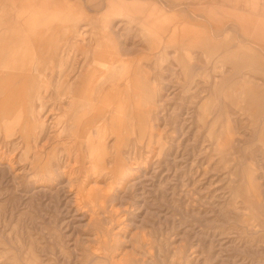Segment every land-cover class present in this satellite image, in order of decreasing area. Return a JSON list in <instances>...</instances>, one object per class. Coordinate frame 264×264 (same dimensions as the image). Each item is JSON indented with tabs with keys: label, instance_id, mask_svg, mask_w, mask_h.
Listing matches in <instances>:
<instances>
[{
	"label": "rangeland",
	"instance_id": "obj_1",
	"mask_svg": "<svg viewBox=\"0 0 264 264\" xmlns=\"http://www.w3.org/2000/svg\"><path fill=\"white\" fill-rule=\"evenodd\" d=\"M65 1L83 45L149 79L105 80L77 48L56 67L74 80L20 65L4 27L21 0H0V75L17 77L0 94V264H264V32L237 22L264 21V0ZM178 22L199 31L179 52Z\"/></svg>",
	"mask_w": 264,
	"mask_h": 264
},
{
	"label": "crops",
	"instance_id": "obj_2",
	"mask_svg": "<svg viewBox=\"0 0 264 264\" xmlns=\"http://www.w3.org/2000/svg\"><path fill=\"white\" fill-rule=\"evenodd\" d=\"M204 1H214V0H204ZM110 3L112 5L113 4L115 5L116 0H112ZM132 3L133 2L127 4V7L133 8L134 6ZM101 4L102 3L100 2L95 3L93 6L96 10H100L102 8ZM20 6H21V19H20L21 23L19 22H15L12 24L10 23L4 27L5 32L7 31V33L10 34L9 35L10 38L12 39L11 47L13 48L14 47L16 48L17 46L23 47V52H24L23 56L21 57L19 56L20 65L26 63L24 60V56L33 53V56L36 57V69L39 72L40 71L44 72L46 75L50 73L49 79L66 80V81L74 80L75 78H72L70 75V71H72V68L68 69L69 71V73H67L69 75L68 76L67 74H64L62 68L56 69V67L57 65H60L62 67L65 64V62L68 65V63L70 62L73 56V53L76 51L75 49L77 48V49H82L80 50V52L83 54L84 60L87 57V63L89 60L91 61L92 57L93 58L97 57V59L98 56L99 58L104 57L103 59H105V61L108 63L109 66V69L107 70V75L106 77H104L105 79L106 78L109 80L149 79V77L147 76H143V77L138 76L135 71H131L130 69H127V66L125 65L122 66L118 62L113 63L111 60L114 59L117 61V59L115 57L105 56V51L102 49V47L100 48L95 47L94 49L90 50L89 48H87L85 45L82 44L86 40L87 32L84 28H81L76 24H73V22L77 19L76 18L77 15L75 13L76 6L74 3H68V1L65 0L63 1L62 0H21ZM38 10L40 11L42 10L43 12H39ZM144 13L145 14L142 16L144 19H147L150 22H154L155 20H157V17L155 16L154 12L150 11V9H147V11H145ZM214 17L215 16L213 14L209 16V18L211 19V24L215 23L212 20L214 19ZM42 18L44 20H42ZM225 21L228 22V20ZM237 22L247 33L260 32V31L264 32V21L259 22L253 20L250 17L241 16V18L237 19ZM42 23H44L43 24L44 26L42 25ZM66 23H70L71 25L70 28L68 27L69 31L68 29L66 30L64 28V24ZM45 25L47 27H45ZM216 25H218V27L220 25H223L225 29L224 27L217 28ZM220 25L219 23H215L211 33H216L219 31L222 32L230 31V28L228 27V23L225 25L224 24H220ZM171 29H172V33L170 34V37L168 39V42L170 43H168L167 45L172 46L177 52H179L183 47H186L187 32L199 33L197 29L192 28V26H190L188 23H180V24L179 22L174 23ZM21 30H23V32ZM203 33H208V32H203ZM179 34L181 35L179 36ZM60 35L61 37H59ZM55 36L57 37L55 38ZM173 37L175 38L174 41L172 40ZM196 41L197 40H195V42ZM183 44L185 46H183ZM196 46H202V44L196 43ZM245 46L246 45L236 44V43L231 45V47L234 48H240ZM51 59H53V61ZM85 62L86 61H84V63ZM86 67H87L86 64H83V66L81 67L79 66L77 67L79 74L83 72L81 76L78 75V78H82L83 75L87 72ZM111 77L114 78L112 79Z\"/></svg>",
	"mask_w": 264,
	"mask_h": 264
},
{
	"label": "bare ground",
	"instance_id": "obj_3",
	"mask_svg": "<svg viewBox=\"0 0 264 264\" xmlns=\"http://www.w3.org/2000/svg\"><path fill=\"white\" fill-rule=\"evenodd\" d=\"M40 2V1H39ZM46 2V1H45ZM43 3V2H42ZM34 6V5H33ZM72 6V5H71ZM71 6H70V8H71ZM25 8V7H24ZM36 9V8H35ZM45 9V8H44ZM68 9V8H67ZM43 10V9H42ZM40 11V10H38L39 12H43V11ZM76 10V9H75ZM37 11V10H36ZM67 11V10H66ZM76 13V12H75ZM30 14V13H29ZM44 14V13H43ZM74 14V13H73ZM29 16V15H28ZM45 18V17H44ZM51 19V18H50ZM42 20H44L43 18H42ZM42 22V21H41ZM40 24V23H39ZM44 23H42V25H43ZM180 24V23H179ZM21 26V25H20ZM44 26V25H43ZM18 27V26H17ZM45 27H47L46 25H45ZM31 30V29H30ZM36 30V29H35ZM63 30V29H62ZM3 31V30H2ZM5 31V30H4ZM22 32H23V30H21ZM1 33V32H0ZM6 33H7V31H6ZM23 34V33H22ZM36 34V33H35ZM10 35V34H9ZM8 35V36H9ZM37 35V34H36ZM35 35V36H36ZM4 36V35H3ZM6 36V35H5ZM28 37V36H27ZM57 36H55V38H56ZM59 37H61V35L59 36ZM14 39V38H13ZM29 39V38H28ZM39 39V38H38ZM59 39H61V38H59ZM3 41V40H2ZM186 41V40H185ZM189 41V40H188ZM62 42H63V40H62ZM190 42V41H189ZM38 43V42H37ZM54 43V42H53ZM18 44H19V42H18ZM60 44V43H59ZM187 44V43H186ZM190 44H192V43H189L188 44V46L190 45ZM183 46H185L184 44H183ZM55 48H57V47H55ZM34 49V48H33ZM38 49V48H37ZM101 51V50H100ZM36 52V51H35ZM34 52V53H35ZM57 52V51H56ZM44 54V53H43ZM100 54H101V52H100ZM187 54V53H186ZM41 56V55H40ZM44 56V55H43ZM42 56V57H43ZM54 56H55V54H54ZM57 56V55H56ZM97 56H98V54H97ZM45 57V56H44ZM40 58V57H39ZM46 58V57H45ZM44 58V59H45ZM43 59V58H42ZM100 59V58H99ZM52 61H53V59H51ZM48 61V60H47ZM89 63V62H88ZM7 64V63H6ZM9 64V63H8ZM91 65L92 64H90V67H91ZM94 67V66H93ZM92 67V68H93ZM0 73H3V72H0ZM14 75V74H13ZM68 75V74H67ZM88 75V74H87ZM25 76V75H24ZM64 76V75H63ZM69 76V75H68ZM108 76H110V75H108ZM115 77V76H114ZM114 77H111L112 79L114 78ZM8 78H17L16 76H11V77H6V76H4V74L3 75H0V94H3V95H5L7 92L5 91V89L7 88V86H11V83H10V81H8ZM23 77H21L20 79H22ZM87 78V76H85V75H83V77L82 78H80L81 80H82V85L80 86V87H78L77 89V91H73L74 90V87H72L71 89H70V91H71V93H72V95H73V104L74 103H76V101H80L79 99H78V97H81L82 99L86 96V95H82V94H80L81 92H80V89H81V87L83 86L84 87V83H85V79ZM38 79V78H37ZM69 79V78H68ZM107 79V78H106ZM105 79V80H106ZM85 80V81H84ZM105 80H103L104 82H105ZM27 82H29L30 84H32L30 81H27ZM103 82V83H104ZM127 83V82H126ZM106 84V83H105ZM121 84V83H120ZM119 85V84H118ZM130 85V84H129ZM6 87V88H5ZM104 87H106V86H104ZM127 87V86H126ZM107 88H108V86H107ZM106 88V89H107ZM21 88H15L14 90H15V92H17V90H19V93H17V98H18V100H19V95L21 94V90H20ZM105 89V90H106ZM124 89H125V87H124ZM116 90H117V88H116ZM123 91V90H122ZM130 92V91H129ZM68 93H69V91H68ZM30 92L29 91H27L26 93H25V95H27V97H30V104H28V108H29V110L30 109H32L33 108V104H32V101H33V97H34V93L32 92L30 95ZM95 94V93H94ZM96 94H97V92H96ZM130 94V93H129ZM62 95V94H61ZM67 95V94H66ZM70 95V94H69ZM127 95V94H126ZM76 96V97H75ZM88 96V95H87ZM92 96V95H91ZM89 97H90V95H89ZM125 97V96H124ZM86 98V97H85ZM88 98V97H87ZM24 100H26V98H23ZM90 99H91V97H90ZM92 100H93V97H92ZM125 100V99H124ZM132 100H134V98L132 99ZM83 101V100H82ZM81 101V102H82ZM126 101V100H125ZM131 101V100H130ZM141 101V100H140ZM6 102V100H4L3 101V103H5ZM132 102V101H131ZM77 104V103H76ZM128 104H130L129 102H128ZM79 105V104H78ZM77 105V106H78ZM139 105V104H138ZM66 106V105H65ZM76 106V105H75ZM86 106V105H85ZM95 106V105H94ZM98 106V105H97ZM59 107H60V105H59ZM87 107V106H86ZM63 108V107H62ZM65 108V107H64ZM78 108V107H77ZM123 108V107H122ZM40 110H41V108H40ZM79 110V109H78ZM86 110H88V109H86ZM61 111V110H60ZM83 111V110H82ZM89 111V110H88ZM128 111V110H127ZM87 112V111H86ZM114 112V111H113ZM110 113V112H109ZM114 117V116H113ZM128 117V116H127ZM129 119H130V117H129ZM108 120H109V118H108ZM111 120V119H110ZM99 122H100V120H99ZM104 122V121H103ZM73 128H74V126H73ZM90 128V127H89ZM94 128V127H93ZM92 128V129H93ZM118 129V128H117ZM72 131V129L70 130V132ZM101 131V130H100ZM100 131L99 130H97L96 131V133L94 134V136H93V139H95L99 134H100ZM117 132V131H116ZM112 134H114V131H113V133ZM72 136V135H71ZM89 139V141L91 140V137H89L88 138ZM102 140V139H101ZM116 141V140H115ZM95 142V141H94ZM94 167H96V165L94 166ZM71 176V175H70ZM70 176L67 178V184H71V178H70ZM129 182V181H128ZM94 188L95 187H90L89 189H90V193L91 194H94L95 193V190H94Z\"/></svg>",
	"mask_w": 264,
	"mask_h": 264
}]
</instances>
